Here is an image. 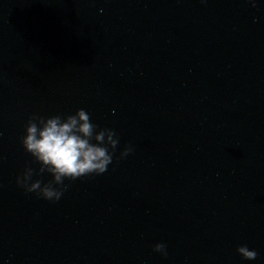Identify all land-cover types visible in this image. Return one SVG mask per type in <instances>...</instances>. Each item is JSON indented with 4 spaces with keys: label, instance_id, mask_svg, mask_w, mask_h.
Returning <instances> with one entry per match:
<instances>
[{
    "label": "water",
    "instance_id": "obj_1",
    "mask_svg": "<svg viewBox=\"0 0 264 264\" xmlns=\"http://www.w3.org/2000/svg\"><path fill=\"white\" fill-rule=\"evenodd\" d=\"M255 4L0 0V264H264ZM79 109L120 138L108 171L65 181L56 203L17 187L39 167L20 142L29 118Z\"/></svg>",
    "mask_w": 264,
    "mask_h": 264
},
{
    "label": "clouds",
    "instance_id": "obj_2",
    "mask_svg": "<svg viewBox=\"0 0 264 264\" xmlns=\"http://www.w3.org/2000/svg\"><path fill=\"white\" fill-rule=\"evenodd\" d=\"M207 0H201L206 3ZM253 7L255 0H247ZM24 151L31 156L38 169L31 166L16 177L17 187L37 198L56 203L60 201L68 185L86 176H100L108 171L116 156L120 138L114 130L99 128L90 113L79 109L74 114H57L50 117L33 115L25 125L21 137ZM133 147L126 145L118 160L132 154ZM48 175L45 183L38 177ZM153 252L167 258V246L157 243ZM244 261H256L258 253L247 244L236 249ZM7 264V262H6Z\"/></svg>",
    "mask_w": 264,
    "mask_h": 264
}]
</instances>
